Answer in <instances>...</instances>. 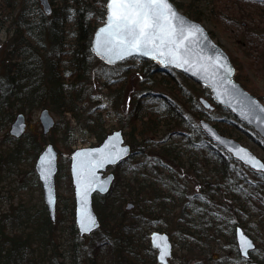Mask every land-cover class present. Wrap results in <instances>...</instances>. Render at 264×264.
Instances as JSON below:
<instances>
[{"label": "trees", "instance_id": "obj_1", "mask_svg": "<svg viewBox=\"0 0 264 264\" xmlns=\"http://www.w3.org/2000/svg\"><path fill=\"white\" fill-rule=\"evenodd\" d=\"M50 1L53 3L51 11L45 13L38 0H0V29L10 33L0 43L2 127L10 122L15 113L46 104H54L62 113L69 112L78 120L79 106L88 97L91 85L94 86L100 78L104 79L100 84L107 87L114 81L119 83L112 90L113 105H119L124 79L127 77H114L112 70L121 63L107 65L89 48L94 28L103 21L106 0H56L55 4V0ZM208 1L181 0L176 5L190 17L200 20L197 6ZM244 1L250 3L255 0ZM257 1L264 5V0ZM229 55L235 67V79L257 97H262L245 75V60L231 53ZM137 59V63L122 69L133 70L132 75L137 77L139 83L148 84L152 88L150 95L158 98V103L148 105L134 91L125 100L130 106L118 110L121 126L127 130L125 134L132 147V155L137 156V160L131 175L120 183L121 187H117L120 203H133L130 210L118 207L115 213L106 195L98 196L93 201L100 227H104L101 235L103 239L99 237L97 242L104 245V240H108L110 261L114 256L115 264H137L135 242L139 239V232L147 240L148 229L153 224L150 221L152 215L162 212L168 220L167 214L170 213L172 217L175 208L178 209L175 221L180 224V230L189 233L193 229L188 218L189 212L204 214L210 219V213L216 218L225 217L230 231H233L234 225L243 224L246 214L255 207L259 221L264 226V213H259L251 202L254 200L258 207L264 206V181L252 179L256 173L210 141L198 124L203 114H207V119L216 120L213 125L221 133L232 136L235 121L230 117L213 116L208 113L210 110L201 105L198 97L209 96L207 87L197 85L177 70L161 69L151 60ZM97 64H101L104 71L98 72L95 69ZM154 86L163 88L167 93L154 92ZM87 118L86 128L101 140L105 130L100 119L92 114L87 115ZM218 122H222V125ZM66 131L63 126L60 139L68 137ZM175 132L181 133L183 141L170 139ZM245 132L259 141L250 131ZM156 135L164 137H153ZM12 138L5 130L0 141ZM14 139V146L0 155V162L16 161L23 155L35 157L40 146L34 144V138L27 137L23 142L19 137ZM259 142L264 144V141ZM67 143L64 146L69 150L70 143ZM193 184L196 185L195 191H191ZM211 186L215 188L211 190ZM249 204L251 207L247 208ZM132 211V218L125 217ZM39 219L40 226L33 232H27L24 236H10L11 246L1 259L2 264L19 257L20 249L31 247L33 234L39 248H44L52 241L56 220L51 221L45 207L40 210ZM56 219L59 220L58 217ZM71 227L75 233L74 223ZM30 264H41V261Z\"/></svg>", "mask_w": 264, "mask_h": 264}, {"label": "rangeland", "instance_id": "obj_2", "mask_svg": "<svg viewBox=\"0 0 264 264\" xmlns=\"http://www.w3.org/2000/svg\"><path fill=\"white\" fill-rule=\"evenodd\" d=\"M171 1L176 5L181 0ZM50 3L52 7L53 3L51 1ZM55 3L56 0L54 1ZM197 9L200 14V20L198 21L208 30L213 40L228 55L231 53L235 57L245 60V75L251 79L252 83L260 91L259 94H262L260 98L264 103L263 3L257 0L250 1V3L244 0H209L208 2L198 4ZM179 10L188 15L183 8H179ZM9 34L5 29H0V43ZM137 62L138 59L132 57L119 62L121 65L114 66L112 70V74H115L113 75L114 77H127L124 79V88L122 89L118 106L113 105L112 90L119 83L114 81L110 87H107L100 84L104 80L100 78V80L96 81L97 86L96 82L94 86L93 84L91 85L88 97L79 106L77 110L78 120L69 112L62 113L60 108L54 104H46L23 111L26 127L24 133L19 137L22 142L31 136L35 139L34 144L40 146L38 152L46 143L55 142L52 144L58 154L55 188L57 197L56 218L58 217L59 220L55 218L56 227L53 230L54 236L52 241L44 248L37 246L35 234H33L31 247L25 248L24 250L20 249L19 257H16L14 261H9L8 264H30V262L36 263L38 260L41 261V264L116 263V257L114 256L112 257V261H110L108 240H104L106 241L104 245L97 242L99 237L103 239L101 235L103 234L104 227L102 229L99 227L96 231L84 235H79L76 229L75 233L72 230L71 225L74 223V215L72 214L74 199L69 175V153L76 147L95 145L99 142L93 134L94 132L86 128V124L88 123L87 115L89 114L100 119L105 133L114 128H122L125 140L129 142L127 134H125L127 130L121 126L122 123L118 114V110L121 111L126 106H130L125 100L130 98L131 94L136 91V95H141L148 105L158 103V98H152L150 95L149 92L152 88L148 84L139 83L137 77L132 75L133 70L122 69V67L130 66ZM95 69L98 72L104 71L101 68V64H97ZM95 76H98V74H95ZM176 76L181 78L177 73ZM195 83L199 85V83ZM153 88L154 92L161 94L167 93L161 87L154 86ZM246 89L251 92L248 88ZM41 108H47L54 120L53 126L46 134L41 132V126L38 120V114ZM208 113L218 117H230L232 121H235L232 137L264 159V144L259 142V138H257L259 140L257 141L245 132L250 131V134L256 135L253 130L238 121L226 109L216 107ZM203 117L207 118V114H203ZM210 121L215 122L216 120L211 119ZM10 122L5 127L0 126V137L5 130L8 132ZM218 124L222 125V122H218ZM63 126L67 130L68 137L60 139ZM238 134L240 136H237ZM153 137L160 139L164 136L156 135ZM170 139L179 142L183 141L180 132H175ZM14 142V138L12 140L5 139L0 141V155L7 153L14 146ZM67 142L70 143L69 150H66L64 146L68 144ZM132 156L113 169L115 178L109 193L106 195V199L115 213L118 212V207L125 209L126 203L130 202L123 201L120 203L117 197V193L119 192L117 187H121L120 183L132 173V167L137 160V156ZM34 158H27L26 155H23L16 161L9 162V160H6L5 163L0 162V264H2L1 259L5 257L11 246V235L21 234L24 236L27 232H33L35 228L40 226L39 215L40 210L44 207V202L41 184L34 172ZM251 178L257 181L264 180L258 174H255ZM116 184L117 186L115 187ZM214 188L215 186H211L210 189L213 190ZM195 190H197L196 185L194 186L193 184L191 191ZM97 197L98 195L94 198ZM107 202L106 204H108ZM251 202L253 205H256V210L259 213H264V206L258 207L254 200ZM250 205L247 208H250ZM94 210L96 211L95 206ZM176 213H178L177 208L174 209L172 217L170 213L167 214L169 217L168 220L162 212L158 215H152L153 217L150 221L153 224L148 229V233L153 229H157L165 231L168 234L172 243L171 256L168 260L169 264H246V260L238 254L233 231H230L229 222L225 217L216 218L213 213H210V219L209 216H205L204 214L198 215L197 213L189 212L188 218H190V222L193 225V229H190L191 233H189L188 231L180 230V224H177V221H175ZM133 215L134 211L126 214L125 217L132 218ZM246 216L243 219L244 223L239 224L254 239L255 248L251 253L252 257L264 264V226L259 221L255 207ZM103 225H105L104 222ZM135 244H137V264H159L154 259L155 250L148 243V237L147 240L142 238V232H139V239ZM130 254L133 256V253Z\"/></svg>", "mask_w": 264, "mask_h": 264}, {"label": "water", "instance_id": "obj_3", "mask_svg": "<svg viewBox=\"0 0 264 264\" xmlns=\"http://www.w3.org/2000/svg\"><path fill=\"white\" fill-rule=\"evenodd\" d=\"M45 13L51 11L49 0H38ZM106 2L104 4L103 21L94 28L89 48L91 52L103 63L113 65L128 58L139 57L151 60L161 69H175L195 82L208 87L209 98L200 96V103L207 109L214 105L226 108L230 113L250 126L262 139H264V104L254 94L245 89L239 81L234 78V65L227 52L217 44L210 36L208 30L198 21L182 11L171 0H167L178 17L183 20L184 27L191 29L192 36L185 41L187 51L183 53V60L177 64L171 62L170 57L159 55H142L137 52L125 54L123 58L108 54L104 49L105 37L100 29L106 26ZM179 23V21H177ZM187 61V62H184ZM41 132L46 134L53 126L54 120L47 108H41L38 114ZM199 127L206 136L225 151L231 157L238 160L254 171H261L253 167V161L264 165V160L253 153L248 147L241 144L235 138L225 135L207 119L200 118ZM26 127L25 115L17 112L9 124L8 133L14 138L20 137ZM119 134V135H117ZM132 154L131 146L125 141L121 128H114L95 145L80 146L72 149L69 153V175L73 188L74 199V224L79 235L89 234L96 230L99 225V218L93 208L92 198L94 193L107 194L115 178L111 166L119 165ZM34 171L38 177L42 189V198L49 218L54 221L56 213V188L55 174L58 169L57 150L51 142L46 143L37 153L34 159ZM91 180V190L88 193L87 211L95 220V225L89 231L81 230V200L78 192L85 182ZM51 199V202H50ZM132 203L125 205L126 209L132 207ZM243 234L252 242L253 247L245 253L240 248V236ZM234 239L238 254L243 259L249 260L247 264H260L256 260H250V252L255 248L253 239L244 231L241 225L234 226ZM151 247L156 249V260L160 264H169L172 243L165 231L152 230L149 233ZM156 245H160L157 248ZM167 247L168 255L163 261L160 259V251Z\"/></svg>", "mask_w": 264, "mask_h": 264}, {"label": "snow or ice", "instance_id": "obj_4", "mask_svg": "<svg viewBox=\"0 0 264 264\" xmlns=\"http://www.w3.org/2000/svg\"><path fill=\"white\" fill-rule=\"evenodd\" d=\"M106 16V26L100 29V33L105 37L104 49L108 54L118 58L133 52L146 56H166L177 64L183 60V53L187 51L185 41L192 36V32L184 27L183 20L177 16L167 0H107ZM252 163L253 167L264 169V165L255 161ZM91 182L86 179L78 192L82 205V231H89L95 225V220L87 211ZM240 241V248L245 253L253 247L252 242L243 234ZM167 255L165 246L160 251L161 261Z\"/></svg>", "mask_w": 264, "mask_h": 264}, {"label": "flooded vegetation", "instance_id": "obj_5", "mask_svg": "<svg viewBox=\"0 0 264 264\" xmlns=\"http://www.w3.org/2000/svg\"><path fill=\"white\" fill-rule=\"evenodd\" d=\"M258 173H260V172H258ZM262 177L264 178V175H262ZM264 181V180H263ZM44 207H45V205H44ZM43 207V208H44ZM42 210V209H41ZM241 225V224H240ZM247 233V232H246ZM248 234V233H247ZM249 235V234H248ZM251 238H252V236L251 235H249ZM154 249V248H153ZM155 250V255H156V249H154ZM254 250V249H253ZM252 250V251H253ZM252 251L250 252V260H256V261H258V259H256V258H253L252 257V255H251V253H252ZM155 255H154V259H155V261L157 262V260H156V257H155ZM247 261H249V260H247ZM260 264H262L260 261H258ZM158 263V262H157ZM160 264V263H159Z\"/></svg>", "mask_w": 264, "mask_h": 264}]
</instances>
